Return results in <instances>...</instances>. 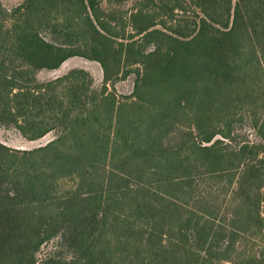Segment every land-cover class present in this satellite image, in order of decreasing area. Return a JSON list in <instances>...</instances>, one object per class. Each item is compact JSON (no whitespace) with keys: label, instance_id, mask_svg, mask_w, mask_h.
I'll return each instance as SVG.
<instances>
[{"label":"trees","instance_id":"1","mask_svg":"<svg viewBox=\"0 0 264 264\" xmlns=\"http://www.w3.org/2000/svg\"><path fill=\"white\" fill-rule=\"evenodd\" d=\"M127 1L0 2V264H264V0Z\"/></svg>","mask_w":264,"mask_h":264},{"label":"rangeland","instance_id":"2","mask_svg":"<svg viewBox=\"0 0 264 264\" xmlns=\"http://www.w3.org/2000/svg\"><path fill=\"white\" fill-rule=\"evenodd\" d=\"M23 0H0L3 8L10 10L14 6L20 4ZM135 0H128L121 6V9H129L132 7ZM105 7V2H102ZM47 38L49 35L45 34ZM74 68H81L87 71L93 79L92 87L99 90L103 84V72L100 64L94 60H90L84 57L73 56L64 60L57 68L54 69H41L35 72V76L39 81H47L61 75L66 74L69 70ZM134 84V74L128 77L114 82L113 85H108L109 90H114L118 94H129L132 92ZM245 132V131H244ZM55 132L51 131L46 133L43 137L38 139L29 140L21 136V134L11 126L0 125V142L15 148V149H32L46 144L48 141L54 138ZM245 135L250 138H254L251 132L246 131ZM56 240H50L45 242L40 250L39 255L44 256L50 252L55 246Z\"/></svg>","mask_w":264,"mask_h":264}]
</instances>
